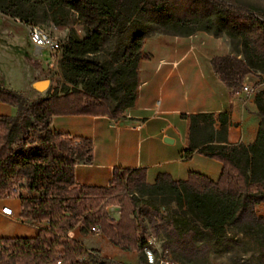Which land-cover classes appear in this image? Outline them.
Listing matches in <instances>:
<instances>
[{
  "label": "trees",
  "instance_id": "1",
  "mask_svg": "<svg viewBox=\"0 0 264 264\" xmlns=\"http://www.w3.org/2000/svg\"><path fill=\"white\" fill-rule=\"evenodd\" d=\"M39 9L55 22L73 12L85 37H70L59 50L70 91L24 104L0 79V102L17 109L15 116H0V199L12 194L19 199L20 218L46 224L33 237L0 238V264H109L68 236L74 228L83 237L94 235L95 227L120 251L142 256L149 247L147 230L173 235L178 247L189 252L194 238L209 233L217 242L227 241L228 229L247 236L264 264V218L255 212L264 202L263 93L255 94L260 121L248 145L226 142L223 113L183 116L188 119L183 157L195 151L220 163L216 180L190 171L184 180L159 173L148 183L144 169L116 168L108 186H77L74 167L91 163L93 143L50 129L51 119L59 116L123 118L134 101L142 41L152 35L146 26L154 34L186 37L202 31L235 41L229 43L236 55L210 61L214 73L235 91L246 75L264 72L261 17L224 0H0V14L21 23H34ZM115 35L114 52L100 60L104 41ZM17 189L26 195L16 194ZM169 203L181 212L182 224L159 212ZM108 207L118 209L116 219Z\"/></svg>",
  "mask_w": 264,
  "mask_h": 264
},
{
  "label": "crops",
  "instance_id": "2",
  "mask_svg": "<svg viewBox=\"0 0 264 264\" xmlns=\"http://www.w3.org/2000/svg\"><path fill=\"white\" fill-rule=\"evenodd\" d=\"M5 23L13 35L21 36L16 32L17 22L0 14V24L5 26ZM233 55L236 53L226 37H214L202 31L186 37L165 34L145 37L139 50L134 101L123 118L117 121L83 116L51 119V130L70 138L90 139L93 143L91 163L74 167L75 185L108 186L116 168L144 169L148 183L159 173L169 174L174 180H184L190 171L207 174V162L202 166L193 162L200 156L195 151L182 157V149L188 148V119L183 116L223 113L227 120L226 142L253 143L260 121L255 95L235 93L226 87L210 62L213 57ZM16 113L15 107L0 102V116L12 117ZM218 127L216 123L214 128ZM176 138L179 151L174 148ZM220 168L218 163L215 172H209L211 175L207 177L216 180ZM3 206L11 207L14 217L6 218L0 213V238L33 237L40 228L46 227L45 223L41 226L20 218L17 197L0 199V209ZM20 228H26L23 234L16 233ZM68 236L81 243L84 238L95 235L83 237L74 228Z\"/></svg>",
  "mask_w": 264,
  "mask_h": 264
},
{
  "label": "rangeland",
  "instance_id": "3",
  "mask_svg": "<svg viewBox=\"0 0 264 264\" xmlns=\"http://www.w3.org/2000/svg\"><path fill=\"white\" fill-rule=\"evenodd\" d=\"M224 1L228 4L248 8L264 21V0ZM38 16L32 22L46 32L58 37L64 43L70 37L74 40L85 37L83 25L76 20L75 14L71 11L68 12L61 22L42 17L40 9L38 10ZM7 18L13 21V18ZM12 26L13 23H11ZM16 28H18V25ZM20 29L22 37L13 35L9 24L5 23V26L0 24V79L2 87L16 92L24 104L45 98L53 92L62 94L70 91L72 85L66 80L65 71L60 63V52L55 54L44 52L42 58L36 57L27 40L25 30ZM146 32L147 34H154L150 26H146ZM127 35L128 31H124L122 37L124 38ZM117 41L118 35L106 39L98 54V58L103 60L109 54H112ZM229 42L235 44V41ZM43 80L48 81L47 87L43 91L36 90L33 84ZM243 81L248 82L256 94L263 93L264 97V72H251L245 76ZM77 89H80V85L77 86ZM174 148L179 151L178 138H176ZM193 162L201 166L207 162L208 170L212 173L215 172L218 166L217 162L200 156L196 157ZM209 172L204 175L210 176ZM15 186L17 187L18 184H15ZM16 194L26 195L19 189H17ZM4 196L6 197L5 194ZM8 198H12V194H8ZM107 212L114 219L118 217V209L115 207H108ZM159 212L163 216L172 217L174 220L182 222L183 216L179 210L175 209L174 203L160 207ZM255 212L257 216L264 218V202L255 206ZM190 226H193L192 223H190ZM25 230L26 228L16 229V233L23 234ZM147 234L150 237L147 243L149 245L147 250L150 254L144 253L143 256L137 252L120 251L101 235L84 238L79 244L97 260L105 259L109 261V264H261L260 256L253 242L242 234H232L228 229L225 232L227 241L217 242L209 233L205 238H194L193 250L189 252L182 251L175 243L178 238L164 231L151 233L150 230H147Z\"/></svg>",
  "mask_w": 264,
  "mask_h": 264
},
{
  "label": "built area",
  "instance_id": "4",
  "mask_svg": "<svg viewBox=\"0 0 264 264\" xmlns=\"http://www.w3.org/2000/svg\"><path fill=\"white\" fill-rule=\"evenodd\" d=\"M18 28H16L17 33H21V29L25 30L27 40L32 47L33 53L36 57L42 58V54L46 52L47 54L58 53L61 45L64 43L58 37L54 36L50 32H46L40 26L35 23H21L16 21ZM235 93H242L244 95H255L254 90L249 86L248 82L243 81L241 85L234 91ZM264 99V97H263ZM1 215L6 218L14 217V212L11 207L3 206L0 209ZM95 236H100L98 227L92 229ZM144 253L150 254L147 249H144Z\"/></svg>",
  "mask_w": 264,
  "mask_h": 264
},
{
  "label": "water",
  "instance_id": "5",
  "mask_svg": "<svg viewBox=\"0 0 264 264\" xmlns=\"http://www.w3.org/2000/svg\"><path fill=\"white\" fill-rule=\"evenodd\" d=\"M48 85V81L47 80H43V81H37L33 84V87L38 90V91H43ZM164 142L166 143H171V140L169 139H164Z\"/></svg>",
  "mask_w": 264,
  "mask_h": 264
}]
</instances>
